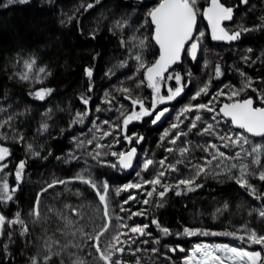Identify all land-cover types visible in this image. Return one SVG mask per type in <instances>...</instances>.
I'll list each match as a JSON object with an SVG mask.
<instances>
[{
  "label": "trees",
  "instance_id": "16d2710c",
  "mask_svg": "<svg viewBox=\"0 0 264 264\" xmlns=\"http://www.w3.org/2000/svg\"><path fill=\"white\" fill-rule=\"evenodd\" d=\"M4 2L0 0V4ZM159 2L29 0L25 4L0 7V124H3L0 127V146L9 148L11 152L4 161L8 167L0 172V183L6 179L10 188L16 186L15 167L21 160L26 161L22 181L13 199L8 203L0 202V215L14 219L19 213L24 221L23 226L6 224L0 230V264H32V258L37 260V264H74L76 261L105 264L91 246L95 241L87 239V235L102 231L105 224L108 225V232L101 237L102 249L106 248L113 235L127 233L120 237L124 243L117 245L124 248V252H111L112 260H119L121 264H182L184 251H189L199 241L224 243L260 252L264 256V246L225 235L236 233L237 236H246L245 229L264 235V219L258 215V210L264 206V199L254 198L231 178L239 175V168L229 171L231 164L248 165L249 183L264 195V182L256 178L264 170V152L260 155L259 165L252 163L255 154H250L253 146H264V137L255 138L234 130L230 122L220 116H216V120L220 121L216 125L220 135L240 133L249 140L243 148L220 149L230 156L240 152L238 160L223 161L220 167H216L217 162L213 161L212 167L196 180L201 186L192 192L181 186V195H176L177 189L172 187L161 198L158 193L163 188L157 187L149 197L147 193L152 191L153 186L146 184L119 196L115 194L114 189L121 185L152 179L155 172L161 170L158 161L165 157L168 158L166 164H174L179 171H167L162 181L175 185L178 178L195 174L192 165L203 164L205 159L211 158L204 151L207 143L218 146L223 143L215 135L199 134V130L208 123L216 124V120L212 119L215 112L187 113V119L181 117L183 123L180 128L170 130L171 123H179L175 117L184 105L208 104L211 101V106L218 111L223 103L251 98L255 106L264 107L259 95L264 92V27H261L264 23V0H248L247 4L240 0H221L225 6L234 9L233 19L226 28L229 31L241 27L251 30L242 32L235 41L214 42L199 15L195 35L199 31L205 35L200 39L197 58L191 61L184 52L180 65L165 75H181L182 83L187 85L182 94L158 107L157 110L170 109L159 124L153 125L152 117H144L132 121L124 130L120 113L121 110L130 111L132 105L119 91L121 87L130 88L134 98H143L145 105L151 107L152 90L147 87L146 81L137 87L143 79L144 70L137 71L138 64L132 54L141 55L145 66L157 59L159 52L151 39L153 26L147 13ZM88 4L92 7L88 8ZM207 5L208 0H198L196 7L202 11ZM118 21L126 22V25L117 27ZM122 39L127 41V46L121 44ZM141 40H144L143 47L140 46ZM245 57L249 59L245 60ZM33 58L36 68L45 67L50 73L40 83L19 78V74L25 71V61ZM217 65L222 72L219 78L215 77ZM89 67L93 71L91 81L84 72ZM110 70L111 74L106 75ZM241 72L245 76L242 77ZM246 78L251 79L252 85L241 91ZM161 82L166 85L163 91L177 86L174 79ZM206 82H210L209 95L190 100ZM90 84L91 92L88 91ZM41 88L53 89L43 101L34 99L30 94ZM233 91H238L239 95L229 100L228 96ZM106 92L110 94L108 97H105ZM217 92H223V95L217 97ZM81 94L91 98L87 109L80 101ZM105 99L112 102L102 103ZM97 107L102 110L98 112ZM84 111L88 115L83 123L71 124L76 113ZM195 115H200L202 121L198 122L196 129L189 131L187 126ZM104 121H109L112 127ZM44 123L48 125L47 131L40 130ZM97 126L100 131H97ZM165 130L173 134L183 130L187 135L181 136L177 144L172 145L167 140L161 142L160 137ZM103 131L112 132V135L100 138ZM125 135L143 137V140L136 143L133 139L129 144L124 139ZM21 136L23 140H20ZM89 140L91 144L87 143ZM79 141L85 143L80 145ZM29 144L32 151L39 152L38 157L27 151ZM96 144L104 147L97 149ZM131 146L138 149L139 159L135 164L145 158L157 162L141 176L136 175L139 168L124 175L121 170L109 166L117 159L111 152H126ZM179 147L189 150L185 156L180 155ZM165 148H173L174 151L168 152ZM97 151L105 155L94 159L93 154ZM77 173L91 175L98 184L106 182L110 185V215L107 220L103 216V205L88 185L75 181L48 187L54 180H72ZM129 194L136 199L123 204ZM38 196L39 218L30 214L36 207ZM145 200L148 203L145 204ZM121 207L125 210L121 211ZM133 212H142L143 215L128 219ZM153 220L168 228L169 234L162 233L157 224L152 223ZM121 223L148 225L145 229L148 234L137 239L128 229L120 228ZM23 227H27L28 232L22 236ZM185 228L198 230L197 234L185 235ZM200 231L208 234H200ZM181 248L184 251H180ZM46 256L50 257L47 261Z\"/></svg>",
  "mask_w": 264,
  "mask_h": 264
},
{
  "label": "snow or ice",
  "instance_id": "6c2138e0",
  "mask_svg": "<svg viewBox=\"0 0 264 264\" xmlns=\"http://www.w3.org/2000/svg\"><path fill=\"white\" fill-rule=\"evenodd\" d=\"M29 0H5L4 3L0 4V7H8L9 5L20 3L25 4L28 3ZM99 2V0H97ZM198 0H160L158 5L152 7L147 15L150 18L151 25L153 26V33L151 39L155 41V43L159 46V57L155 60L154 63H151L148 66H145L143 57L139 54H132L133 58L137 61L138 69L140 71L143 69V79L137 84V87H140L145 81L147 82V87L152 90V99H151V107H147L144 103L143 98H134L132 96V90L128 87H121L119 91L124 93V99L129 100L132 108L130 111L125 112L121 110V124L124 130L127 129L128 125L132 121L142 120L144 117H152L151 123L153 125L157 124L161 119L165 116L166 113L170 111L169 108L165 107L162 109H158V105L165 104L175 100L179 97L184 88L187 86L182 83V77L179 73L174 75H169L165 77V73L168 69L173 65L178 63L181 60V52L186 51L187 54L192 58L196 59L197 52L200 47V39L204 37L205 33L203 31H199L198 35H194L197 31V16L203 15L204 19L207 21L208 26L211 31V38L214 41H224L231 42L238 40L244 31H250L251 29L241 27L239 30L229 31L226 27L223 26L224 21H230L233 19L234 9L232 7H227L221 0H208V6L204 7L201 11L196 7ZM241 3L247 4L248 0H240ZM88 8L92 7V4L87 5ZM71 19V18H70ZM126 25V22L121 23L117 22V27L123 28ZM261 27H264V23H262ZM94 38V36H93ZM135 39V37L133 38ZM190 42L188 48H185V45ZM121 44L123 46H127L126 40H121ZM140 46H144V40L140 41ZM251 51V49H249ZM245 60H248L249 57H245ZM123 66V65H122ZM207 66V65H206ZM25 71L19 74V78L23 81H28L30 79L34 80L36 83L42 82L47 75L50 73L47 72L45 67L36 68V60L33 58L29 61H25L24 63ZM85 75L89 79L92 80L93 71L92 69L85 68ZM34 73V75H33ZM111 70L106 75H110ZM221 72V67L217 65L215 67V77L219 78ZM241 76H245L243 72H241ZM175 80L176 87L168 88V94L161 95L160 82L163 80ZM252 85L251 79L246 78L245 83L243 84V89L250 88ZM209 87L210 82H206L201 86L190 98V100H197L202 95H209ZM93 89L91 84L89 85L88 91L91 92ZM253 91H258L257 89H252ZM53 89L51 88H41L39 90H35L30 94L34 99L43 101L47 96L51 95ZM110 94L105 93V97H108ZM223 95V92H217L216 96ZM239 95L238 91H233L230 96H228L229 100H232L233 97ZM261 102L264 103V92H260ZM215 98V97H214ZM90 97L81 94L80 101L85 108L89 105ZM112 101L109 99H105L102 103H111ZM212 102L209 101L208 104H186L184 105L178 112L175 120L179 123H171L170 130H176L180 128V124L183 123L181 117L187 119V113L192 112H215L216 115L212 117L213 120H216V116H223L227 120L231 122V125L237 129H242L243 132L250 134L251 136L264 137V107H254L253 100L251 98L244 99L242 101H234L232 103H225L222 107H219L218 111L211 106ZM138 109V111H137ZM98 112L101 111L99 107L96 109ZM88 115L87 111L77 112L76 117L71 121V124L83 123L84 118ZM11 117H9V120ZM202 121V117L200 115H195L191 120L190 124L187 126L188 130L197 128L198 122ZM95 125V121L93 122ZM104 124H108L109 127H112L109 121H104ZM220 121L216 120V124L208 123L203 129L199 130V134L204 135H215L218 139H220L223 143L221 145H215L213 143H207L204 147V151L209 154L210 159H205L203 164L197 163L192 165L195 170V174L189 176L187 178H178L176 180L175 185H168L163 183L162 178L165 177L167 171L178 172L179 170L174 164L167 163V157L162 158L158 161L160 166L159 171H156L153 175L152 179H145L141 183H127L121 185L114 189L115 194L119 196L122 192H129L130 189H140L146 184L152 185V191L148 192L147 195L149 197L152 196L153 192L157 190V187H162L163 191L159 192L158 195L163 198L165 193L171 190L172 187L177 189L176 195H181V186L188 192L195 191L196 188L201 185L196 183L197 178H199L202 174H205L210 167L213 165V161H216V167H220L223 161L240 158V152L235 153L234 156H230L225 152L221 151V148H234L239 147L243 148L244 144H248L249 140L243 134H224L220 135L216 130V125L219 124ZM3 124H0L2 127ZM48 125L46 123L41 125V131H47ZM170 130H165L161 135V142L167 140V143L172 145L177 144V140L180 139L181 136L187 135L183 130L175 131L174 134ZM97 131H100L99 126H97ZM112 135V132L103 131L101 133L100 138H104ZM171 136V139H168ZM95 139V137H94ZM124 139L131 144L133 139H135L136 143H140L143 140V137L137 136H128L125 135ZM20 140H23V136L20 137ZM80 145L85 143L84 141L78 142ZM88 144H91L92 141H87ZM95 147L97 149H102L104 145L96 144ZM168 152H173V148H165ZM211 150V151H210ZM27 151L31 153L33 156H39V152L32 151V145H27ZM178 151L181 156H185L189 151L185 147H179ZM264 152V146H253L251 148L250 154H255L253 156L252 163L260 164V155ZM11 155L10 149L7 147L0 146V172H3L5 168L8 167L7 163L4 161ZM105 155V153L97 151L93 154L94 159H98L100 156ZM113 157H116V162L110 164L109 166L113 168H117L118 170H129L134 168H139V171L136 172L137 176H141L143 172H148L157 162L151 158H145L139 161L138 164H134V160H138V153L135 147L130 148L128 151H120V152H111ZM74 159L76 157H73ZM181 161H177L180 163ZM26 167V161L21 160L15 167V180L16 186L11 187L8 181L5 179L2 183H0V202L8 203L13 199L14 193L18 189V185L22 181L24 175V169ZM239 168V175L231 176L232 179L236 181L237 184L241 188H245L248 190L249 194L257 199H264V195H261L257 192L256 188L249 183V168L246 164H231L229 166V171L231 169ZM219 174V173H218ZM260 181L264 182V170H261L256 177ZM78 181L80 183L88 185L92 188L96 196L99 199L101 205H103V216L104 219L107 220L109 218V200L108 196L110 191V185L108 183L98 184L94 179H92L91 175L85 176L83 173H77L72 180H54L52 181L48 187H55L57 184L67 185L69 183ZM47 191V189H44ZM11 193V194H10ZM136 199L135 196L129 194L128 198L125 199L122 203L127 204L130 200ZM39 196L37 197L36 207L33 208L31 215L39 218L40 213L38 211L39 205ZM145 204L148 203L147 200L143 201ZM68 207V206H66ZM125 209L121 207V211ZM73 214H75V210H73ZM143 215L140 213H130L128 219H131L132 216ZM258 215L264 219V206H262L258 210ZM65 219H67L65 217ZM117 219H120L119 217ZM70 222V221H69ZM153 224H157V227L160 228V231L165 235L169 234V229L166 227H161L156 220L152 221ZM12 226L19 224L21 226L24 225V221L20 218V214L16 213L14 219H8L4 215H0V230H2L5 225ZM120 228H126L132 234H138L140 236L147 235L145 229L148 225H128L126 223H121L119 225ZM102 231H100L96 235H87L88 240H93L91 246L95 248L96 252L99 254V259L103 260L105 264H121L119 260H112L111 252L123 253L124 248L117 247L118 244L124 243L121 241L120 237L122 235H127V233H119L115 234L111 237V240L107 244L105 249H102L100 246L101 237L108 232V225H102ZM198 230H190L188 228L184 229V234L188 236H192L197 234ZM247 235L246 236H237L236 233H225V235H232L233 237L240 240H247V242L251 244H257L264 246V235H258L255 231H247L245 229ZM28 232L27 227H23L21 231V235H25ZM200 234H208L203 231H200ZM212 235H217V233H211ZM9 238H11V234H9ZM157 243L159 241H156ZM5 250L7 249V245L4 246ZM174 250V249H170ZM139 251V249H137ZM155 251V249H153ZM180 251H184L183 248ZM106 252L108 254H106ZM50 257H45V261H47ZM32 264H37V260L32 258ZM74 264H82L80 261L74 262ZM139 264V262H137ZM185 264H264V256L260 252L255 251H246L242 248L238 249L236 247H230L228 245H207V244H199L196 245L192 250L191 254L187 256L185 260Z\"/></svg>",
  "mask_w": 264,
  "mask_h": 264
},
{
  "label": "water",
  "instance_id": "95a60500",
  "mask_svg": "<svg viewBox=\"0 0 264 264\" xmlns=\"http://www.w3.org/2000/svg\"><path fill=\"white\" fill-rule=\"evenodd\" d=\"M208 6V5H207ZM206 6V7H207ZM200 20H201V22H202V24H204V26L206 27V29H207V32H208V34H209V36H210V38H211V31H210V28H209V26H208V23H207V21L204 19V17H203V15H200ZM198 22H199V19H198V16H197V28H198ZM230 21H224L223 22V26L224 27H226V25L229 23ZM196 34V32L194 33V35ZM212 39V38H211ZM154 41V40H153ZM214 41V40H213ZM214 42H220V43H228V42H224V41H214ZM154 43H155V41H154ZM155 45L157 46V48H158V52H159V46L155 43ZM189 45H190V42L188 43V44H186L185 45V48H188L189 47ZM184 52L185 51H182L181 52V60H182V57H183V54H184ZM197 55H198V52H197ZM189 56V55H188ZM158 57H159V54H158ZM158 57H157V59H158ZM189 58H190V60L191 61H195V59H192L190 56H189ZM196 58H197V56H196ZM181 60L178 62V63H176V64H173L169 69H168V71L164 74V75H166V74H168L171 70H173L175 67H177L178 65H180V63H181ZM254 103V102H253ZM223 104H225V103H223ZM222 104V105H223ZM222 105L220 106V107H222ZM254 107H260V106H255L254 105ZM167 114V113H166ZM166 114H165V116H166ZM164 116V117H165ZM222 119H224L225 121H227V122H230L229 120H227L226 118H224L222 115L220 116ZM163 119V118H162ZM161 119V120H162ZM160 122V121H159ZM158 122V123H159ZM157 123V124H158ZM157 124H155V125H157ZM230 124H231V122H230ZM232 126V125H231ZM232 128L234 129V130H237V131H242L243 132V130L242 129H237V128H235V127H233L232 126ZM243 133H245V132H243ZM246 135H248V136H251L250 134H248V133H245ZM251 137H255V138H261V137H258V136H251ZM137 153H138V150H137ZM135 162H136V160H134V164H135ZM122 172H123V174L124 175H129L132 171H133V169H129V170H121ZM131 201H134V200H131ZM132 234V233H131ZM133 236H135L137 239L138 238H140V239H142L143 238V236H140V235H138V234H132Z\"/></svg>",
  "mask_w": 264,
  "mask_h": 264
},
{
  "label": "rangeland",
  "instance_id": "374dc122",
  "mask_svg": "<svg viewBox=\"0 0 264 264\" xmlns=\"http://www.w3.org/2000/svg\"><path fill=\"white\" fill-rule=\"evenodd\" d=\"M198 17H199V15H198ZM164 87H166V85H164L162 82H160V89H161V95H167L168 94V91H163L162 89L164 88ZM166 104V103H165ZM161 106H163V104H160V106L158 105V107H161ZM99 200V199H98ZM199 244H207V245H228V244H224V243H208V242H206V241H199V242H195L193 245H192V247H191V249L189 250V251H184V253H183V257H182V260H181V263L182 264H185V260L187 259V256L188 255H190L191 254V250L196 246V245H199ZM228 246H230V247H233V246H231V245H228ZM239 249V248H238ZM246 251H248V250H246Z\"/></svg>",
  "mask_w": 264,
  "mask_h": 264
},
{
  "label": "flooded vegetation",
  "instance_id": "af4514ba",
  "mask_svg": "<svg viewBox=\"0 0 264 264\" xmlns=\"http://www.w3.org/2000/svg\"><path fill=\"white\" fill-rule=\"evenodd\" d=\"M185 52H186V51H185ZM161 121H162V120H161ZM161 121H160V122H161ZM160 122H159V123H160ZM159 123H158V124H159ZM130 148H132V146H131ZM130 148H129V149H130ZM135 148L137 149V147H135ZM129 149H128V150H129ZM137 150H138V149H137Z\"/></svg>",
  "mask_w": 264,
  "mask_h": 264
},
{
  "label": "bare ground",
  "instance_id": "6f19581e",
  "mask_svg": "<svg viewBox=\"0 0 264 264\" xmlns=\"http://www.w3.org/2000/svg\"><path fill=\"white\" fill-rule=\"evenodd\" d=\"M242 100H243V99H242ZM167 115H168V113L166 114V116H167ZM166 116H165V117H166ZM163 119H164V117H163ZM223 120H224V119H223ZM127 194H128V193H127Z\"/></svg>",
  "mask_w": 264,
  "mask_h": 264
}]
</instances>
